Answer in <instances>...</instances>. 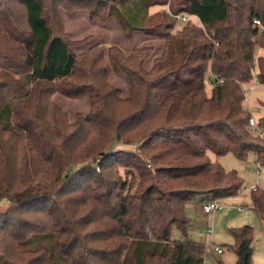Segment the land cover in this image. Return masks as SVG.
<instances>
[{"label":"trees","instance_id":"trees-1","mask_svg":"<svg viewBox=\"0 0 264 264\" xmlns=\"http://www.w3.org/2000/svg\"><path fill=\"white\" fill-rule=\"evenodd\" d=\"M78 11L159 56L146 70L153 46L76 54L60 13ZM0 62V264H204L185 207L241 187L212 157L264 166L244 107V87L264 86V0H0ZM55 95L88 112L71 121ZM249 200L264 221V191ZM229 232L235 264H253V229Z\"/></svg>","mask_w":264,"mask_h":264},{"label":"rangeland","instance_id":"rangeland-1","mask_svg":"<svg viewBox=\"0 0 264 264\" xmlns=\"http://www.w3.org/2000/svg\"><path fill=\"white\" fill-rule=\"evenodd\" d=\"M154 7L149 10V14L161 11ZM60 21L63 34L72 42H81L74 52L76 54L86 51L94 46H116L124 53H129L133 48L139 46H153L155 48L154 55L145 63V69L149 70L152 60L159 56L162 42L156 40H145L141 34L134 33L127 40L115 19H110L106 24L97 21H90L85 12L60 13ZM192 22L197 24L195 19ZM143 40V43H142ZM82 41H84L82 43ZM263 54L262 50L257 51V56ZM2 65V62H0ZM110 83L119 88L123 92V96L128 95V88L123 77L110 71ZM247 105L251 107V113L255 119L264 115V86L259 85L252 80L244 87ZM206 92L210 94V86L206 82ZM53 102L65 113L69 119L73 121L77 114H86L88 112V99L83 96L78 99L70 100L60 95L52 98ZM255 109V111H254ZM253 157V156H252ZM225 171L235 172L241 180V187L238 194L234 197L227 198L221 203L222 210L214 212L210 216H205L198 205H189L186 210V217L189 220L187 229V237L193 242L204 245L205 255L204 264H235V256L227 251V247L233 244V238L229 232L231 228L241 226H250L253 229V264H264V221L260 219L256 212L255 217L249 214L248 207L251 206L249 201L250 193L253 189L264 191V166H260L257 170L255 166L256 160L248 157L245 161H239L232 155H224L214 158ZM248 203V204H247ZM7 207L6 201H0V212ZM201 209V206H200ZM238 209H244V215L239 216ZM172 239L181 240L180 234L173 230ZM222 249L223 254L217 255L215 248Z\"/></svg>","mask_w":264,"mask_h":264},{"label":"built area","instance_id":"built-area-1","mask_svg":"<svg viewBox=\"0 0 264 264\" xmlns=\"http://www.w3.org/2000/svg\"><path fill=\"white\" fill-rule=\"evenodd\" d=\"M182 23H185L189 17L188 16H181L178 17ZM256 25H259V22H254ZM212 79V76L209 75L208 80L210 81ZM247 99L245 98L244 104L246 103ZM255 111V109H254ZM250 113V117L248 119L247 123V130L253 134V135H259L260 137H264V131L260 132L258 127H257V120L253 117L252 113ZM256 169L258 170L260 168L259 163L256 161L255 162ZM254 190V189H253ZM202 212L206 215L212 214L214 212H218L222 210L221 203L219 201H210L207 203H204L201 205ZM238 211H243V209H238ZM215 252L217 255H222L223 251L221 248L216 247Z\"/></svg>","mask_w":264,"mask_h":264},{"label":"crops","instance_id":"crops-1","mask_svg":"<svg viewBox=\"0 0 264 264\" xmlns=\"http://www.w3.org/2000/svg\"><path fill=\"white\" fill-rule=\"evenodd\" d=\"M142 43H143V40H142ZM247 99V98H246ZM245 105H247V101H246V103L244 104V107H245V109H247L249 112L251 111V107H248V106H245ZM251 158H253V159H255L254 157H252V156H250ZM224 200H226V199H224ZM224 200H222V201H220V203H222ZM250 201V200H249ZM248 204V203H247ZM189 205H195V204H188L187 206H189ZM187 206L185 207V209H187ZM200 204L198 205V207H199V210H201L202 211V209H200ZM248 212H249V214H253V217H255V215H257V214H255L256 213V211H254L253 210V208L251 207V206H249L248 207ZM238 211V210H237ZM244 209H243V211H238V214H239V216H246V215H244L243 213H244ZM185 213H186V210H185ZM203 213V212H202ZM204 214V213H203ZM212 214H214V213H212ZM205 216H210L211 214H208V215H206V214H204ZM257 216H259L260 217V215L258 214ZM260 219H261V217H260ZM262 220V219H261ZM263 221V220H262ZM188 238V237H187Z\"/></svg>","mask_w":264,"mask_h":264}]
</instances>
